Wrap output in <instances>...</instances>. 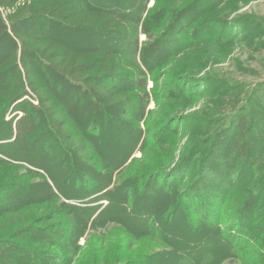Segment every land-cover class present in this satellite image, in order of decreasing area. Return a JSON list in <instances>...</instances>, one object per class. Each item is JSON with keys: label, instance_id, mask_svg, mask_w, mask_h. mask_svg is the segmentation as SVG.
<instances>
[{"label": "rangeland", "instance_id": "obj_1", "mask_svg": "<svg viewBox=\"0 0 264 264\" xmlns=\"http://www.w3.org/2000/svg\"><path fill=\"white\" fill-rule=\"evenodd\" d=\"M25 1L43 11L53 0ZM81 3V13L108 11L122 28L72 27L60 16L18 37L0 19V247L36 253L9 249L4 261L264 264V0ZM53 42L86 56L92 82L114 61L116 76L99 81L125 103L95 98L92 113L85 80L38 57ZM19 73L82 138L87 164L46 130L38 93L16 87ZM22 115L35 124L21 146L11 129ZM237 141L248 154L232 151Z\"/></svg>", "mask_w": 264, "mask_h": 264}, {"label": "trees", "instance_id": "obj_2", "mask_svg": "<svg viewBox=\"0 0 264 264\" xmlns=\"http://www.w3.org/2000/svg\"><path fill=\"white\" fill-rule=\"evenodd\" d=\"M83 9L87 10L85 7H82L81 0H53L43 11L32 9L30 5H27V1L25 0H0V19L3 20L4 23H6L7 20L10 23L11 30L15 36L18 37L20 35H28L39 22H44L55 17L59 18L60 16H63L65 20L71 21L72 23L70 26L72 27H99L104 31H112L114 33L122 28L121 25H123V20L113 13L92 9L88 12L81 13ZM20 27L21 29H19ZM4 30V28H0V38ZM52 46H54V49L48 54L45 56L39 54L38 57L44 60L46 59L53 72L60 77L62 76L76 83L80 82V80H85L91 96V99H88L86 103L88 109L92 113L98 112L102 104L95 101V98L103 100L107 105L125 103V98H115L109 85L107 86L99 81L100 79L106 81L108 77L116 76L117 71H115L116 64L114 61L111 60L109 63H100L99 69L103 71V73L101 72L94 75L93 78L95 81L92 82L90 77L85 76L90 66L87 61L83 60L86 56H84L81 51H73L70 47L61 42H53ZM111 56L112 55H109L108 57L110 58ZM25 72L29 74L28 69H25ZM140 83L143 84L144 79H141ZM25 85H29L38 93L37 96L40 104L44 106L43 111L49 122L46 130L54 133L58 137L60 140L59 145L64 151H74L77 155L82 156L84 164H87L86 158L88 154L82 138H76L73 132L63 130L66 125V120L63 117H57L55 107L52 104H47L49 103V95L47 93H39L31 80L26 84L25 80H23L22 73H19L16 87L21 88ZM10 100H13V98ZM34 122L35 119L33 117L30 118L29 116L22 115L12 123V136L19 145L22 146L26 138L34 133ZM238 123V131L241 136H243V130L246 125L244 118L238 117ZM232 147V151L242 156L248 154L250 149L247 142L239 141L233 143ZM52 187L53 186H51V188ZM9 249H14V253L20 256V259L33 261L36 256V253L26 248H19L10 242H6L3 247H0V264H13L15 261L14 259V261L12 260L11 256L9 261H4V254Z\"/></svg>", "mask_w": 264, "mask_h": 264}]
</instances>
